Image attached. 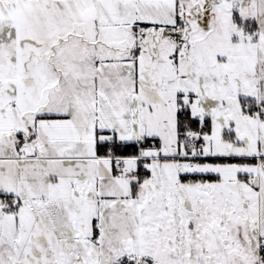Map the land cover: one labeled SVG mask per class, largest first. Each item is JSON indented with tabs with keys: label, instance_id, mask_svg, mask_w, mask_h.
<instances>
[{
	"label": "snow or ice",
	"instance_id": "snow-or-ice-1",
	"mask_svg": "<svg viewBox=\"0 0 264 264\" xmlns=\"http://www.w3.org/2000/svg\"><path fill=\"white\" fill-rule=\"evenodd\" d=\"M0 264H264V0H0Z\"/></svg>",
	"mask_w": 264,
	"mask_h": 264
}]
</instances>
